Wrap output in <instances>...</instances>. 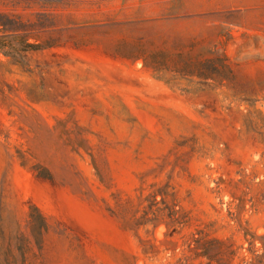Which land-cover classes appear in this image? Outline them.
Returning <instances> with one entry per match:
<instances>
[{
	"label": "rangeland",
	"instance_id": "374dc122",
	"mask_svg": "<svg viewBox=\"0 0 264 264\" xmlns=\"http://www.w3.org/2000/svg\"><path fill=\"white\" fill-rule=\"evenodd\" d=\"M0 264H264V0H0Z\"/></svg>",
	"mask_w": 264,
	"mask_h": 264
},
{
	"label": "trees",
	"instance_id": "16d2710c",
	"mask_svg": "<svg viewBox=\"0 0 264 264\" xmlns=\"http://www.w3.org/2000/svg\"><path fill=\"white\" fill-rule=\"evenodd\" d=\"M39 174L42 176H46V173L44 171H40ZM30 218L32 223L36 225L37 228H39L41 231H43L46 228V220L37 207L31 208Z\"/></svg>",
	"mask_w": 264,
	"mask_h": 264
}]
</instances>
